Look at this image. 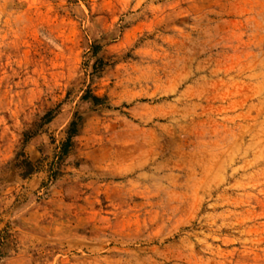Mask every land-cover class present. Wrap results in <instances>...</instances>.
Listing matches in <instances>:
<instances>
[{"label": "rangeland", "instance_id": "374dc122", "mask_svg": "<svg viewBox=\"0 0 264 264\" xmlns=\"http://www.w3.org/2000/svg\"><path fill=\"white\" fill-rule=\"evenodd\" d=\"M0 264H264V0H0Z\"/></svg>", "mask_w": 264, "mask_h": 264}, {"label": "bare ground", "instance_id": "6f19581e", "mask_svg": "<svg viewBox=\"0 0 264 264\" xmlns=\"http://www.w3.org/2000/svg\"><path fill=\"white\" fill-rule=\"evenodd\" d=\"M185 52V51H184ZM181 53L177 56L175 59V63L172 65L171 63L168 65L167 69L165 70V75L167 77L172 78V81H174V84L176 87L182 86L184 83H194V88L186 87L183 90H180L178 92V88H174V91L178 92V95L176 97L177 102H181V104L184 105V103H189V105L193 106L194 101L196 99L204 98L206 101V91H207V83L208 79L204 74L199 75L198 77L196 74L192 75L189 67H190V57L186 56V53ZM204 68V65L198 64L196 67L197 70H202ZM196 88V89H195ZM195 89V90H192ZM182 110L184 109V106H178L177 104H172V110L170 112V115L167 117H170L169 123L162 124L161 129L165 131L166 135H169L170 137H179L177 131V128L182 127L183 125V118L180 116V112L182 113ZM242 126L244 128V134L246 133V120L245 116L242 115Z\"/></svg>", "mask_w": 264, "mask_h": 264}]
</instances>
